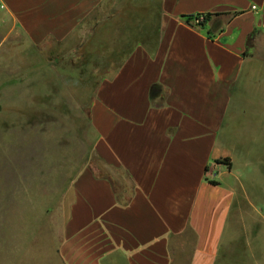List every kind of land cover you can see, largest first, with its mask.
Returning a JSON list of instances; mask_svg holds the SVG:
<instances>
[{
  "label": "crops",
  "instance_id": "obj_1",
  "mask_svg": "<svg viewBox=\"0 0 264 264\" xmlns=\"http://www.w3.org/2000/svg\"><path fill=\"white\" fill-rule=\"evenodd\" d=\"M128 4L0 0V47L18 37L28 48L75 47L103 32L117 49L89 118L94 152L129 196L113 174L80 168L61 264H216L235 179L244 168L264 176V0H160L146 36L114 27ZM190 15L211 17L199 25Z\"/></svg>",
  "mask_w": 264,
  "mask_h": 264
},
{
  "label": "rangeland",
  "instance_id": "obj_2",
  "mask_svg": "<svg viewBox=\"0 0 264 264\" xmlns=\"http://www.w3.org/2000/svg\"><path fill=\"white\" fill-rule=\"evenodd\" d=\"M132 1L129 15L114 18V27L134 34L143 27L146 36L156 26L160 0ZM81 35L75 47L48 42L28 48L19 37L0 47V264H61L60 229L80 168L113 174L116 190L129 196L119 173L94 152L89 118L117 49L106 45L103 32ZM235 187L216 264H264V176L244 168Z\"/></svg>",
  "mask_w": 264,
  "mask_h": 264
},
{
  "label": "trees",
  "instance_id": "obj_3",
  "mask_svg": "<svg viewBox=\"0 0 264 264\" xmlns=\"http://www.w3.org/2000/svg\"><path fill=\"white\" fill-rule=\"evenodd\" d=\"M201 16L203 17V19L200 20L199 25H202V24H204V21L207 19L208 15H197L195 17L193 15H190V16H187V22L191 23L192 20L199 19ZM217 163H224V164L228 165L229 167L231 166L230 158L219 159V160H217ZM211 182L213 184H218L217 181H211Z\"/></svg>",
  "mask_w": 264,
  "mask_h": 264
},
{
  "label": "built area",
  "instance_id": "obj_4",
  "mask_svg": "<svg viewBox=\"0 0 264 264\" xmlns=\"http://www.w3.org/2000/svg\"><path fill=\"white\" fill-rule=\"evenodd\" d=\"M202 19H203L202 16H201L199 19H195V23H196V24H199L200 20H202Z\"/></svg>",
  "mask_w": 264,
  "mask_h": 264
}]
</instances>
